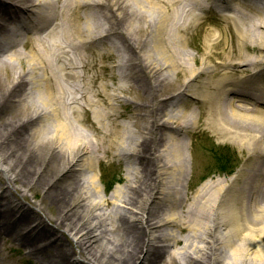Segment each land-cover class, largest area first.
<instances>
[{"label":"bare ground","instance_id":"bare-ground-1","mask_svg":"<svg viewBox=\"0 0 264 264\" xmlns=\"http://www.w3.org/2000/svg\"><path fill=\"white\" fill-rule=\"evenodd\" d=\"M199 136L248 158L191 193ZM0 264H264V0H0Z\"/></svg>","mask_w":264,"mask_h":264},{"label":"rangeland","instance_id":"rangeland-1","mask_svg":"<svg viewBox=\"0 0 264 264\" xmlns=\"http://www.w3.org/2000/svg\"><path fill=\"white\" fill-rule=\"evenodd\" d=\"M201 21L203 23L199 24V29H196L197 31L194 29H190V31H188L189 34L187 35V42H190V44H188L187 50L191 54L197 53V51L194 49L195 46L198 47V50H203L204 54L206 53L204 38L208 34L212 33V31H216V37L220 36V29L222 27H218L217 24L221 23V17L218 16V13L215 10H210L207 14H203ZM222 25L224 26V29H222L227 31V25L225 23H222ZM183 34L185 36L184 46L186 51V30ZM225 37L229 47V45L231 44V35L227 33L225 34ZM201 57H203V55ZM104 63L108 66H114L112 57H106ZM181 81H185V78H180L176 83V86H171V88L167 90L165 94L169 95L170 91L173 92L174 90H176L175 87L178 88L179 86H181ZM108 83L112 84L110 80H108ZM123 112L125 114V117L118 119L117 122L121 125H130L132 121L130 109L124 108ZM82 117L86 119L85 114ZM80 128L83 132H88V126L86 124L81 125ZM187 143L191 145L190 152L193 149L194 151H196L200 158L203 157L206 160L205 163V160L202 159L203 165L201 167L198 165H195L194 167V175L192 177V180L189 182V191L191 193L200 188L207 180H209L207 177L201 179L203 175H206L210 172H215V174H223V177L233 176L238 171V169L241 168L242 164L245 163L246 158H248L247 152L242 153L232 145H227L225 147L219 146V141H217V139L215 138L206 139L205 137L199 136L195 137L194 139L188 138ZM184 150L186 156H188L187 158L191 159V156H189L190 152L186 151V147ZM96 174L98 177L102 176V182L98 181V185L102 193H104V189L107 186H111V189H114L118 186L123 185L124 183V168L123 166H119L118 164L107 166L105 170H102V174L100 173L98 168ZM107 194L108 192L105 193V195Z\"/></svg>","mask_w":264,"mask_h":264},{"label":"trees","instance_id":"trees-1","mask_svg":"<svg viewBox=\"0 0 264 264\" xmlns=\"http://www.w3.org/2000/svg\"><path fill=\"white\" fill-rule=\"evenodd\" d=\"M113 185V184H112Z\"/></svg>","mask_w":264,"mask_h":264}]
</instances>
